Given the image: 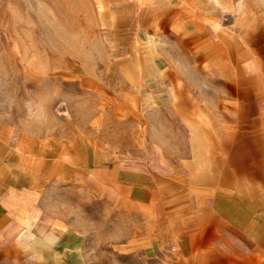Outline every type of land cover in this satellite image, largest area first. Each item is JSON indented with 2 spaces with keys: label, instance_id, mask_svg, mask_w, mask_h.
Returning <instances> with one entry per match:
<instances>
[{
  "label": "crops",
  "instance_id": "crops-1",
  "mask_svg": "<svg viewBox=\"0 0 264 264\" xmlns=\"http://www.w3.org/2000/svg\"><path fill=\"white\" fill-rule=\"evenodd\" d=\"M154 3L129 42L157 87L148 85L158 94L149 103L172 109L186 129L177 167L163 150L157 174L108 182L136 220L122 245L88 246L46 202L67 154L37 157L0 134V264H264V20L249 18L264 0H243L230 22L216 14L232 13L235 0Z\"/></svg>",
  "mask_w": 264,
  "mask_h": 264
},
{
  "label": "rangeland",
  "instance_id": "rangeland-1",
  "mask_svg": "<svg viewBox=\"0 0 264 264\" xmlns=\"http://www.w3.org/2000/svg\"><path fill=\"white\" fill-rule=\"evenodd\" d=\"M151 1L0 0V134L9 148L37 157L67 154L46 202L83 231L88 246L122 245L136 220L108 182L157 174L163 150L171 168L184 154L186 129L172 109L149 103L158 94L148 85L157 87L139 73L129 42L154 15ZM242 3L216 15L230 22ZM249 14L264 20V9ZM211 81L214 95L219 81ZM211 157L202 159L212 165Z\"/></svg>",
  "mask_w": 264,
  "mask_h": 264
}]
</instances>
